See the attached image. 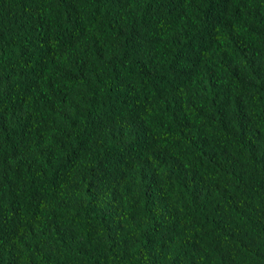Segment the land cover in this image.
I'll return each instance as SVG.
<instances>
[{
	"label": "trees",
	"instance_id": "16d2710c",
	"mask_svg": "<svg viewBox=\"0 0 264 264\" xmlns=\"http://www.w3.org/2000/svg\"><path fill=\"white\" fill-rule=\"evenodd\" d=\"M0 264H264V0H0Z\"/></svg>",
	"mask_w": 264,
	"mask_h": 264
}]
</instances>
